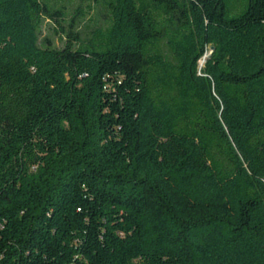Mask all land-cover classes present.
Listing matches in <instances>:
<instances>
[{
  "label": "trees",
  "instance_id": "trees-1",
  "mask_svg": "<svg viewBox=\"0 0 264 264\" xmlns=\"http://www.w3.org/2000/svg\"><path fill=\"white\" fill-rule=\"evenodd\" d=\"M93 2L0 0V264H264V0Z\"/></svg>",
  "mask_w": 264,
  "mask_h": 264
},
{
  "label": "rangeland",
  "instance_id": "rangeland-1",
  "mask_svg": "<svg viewBox=\"0 0 264 264\" xmlns=\"http://www.w3.org/2000/svg\"><path fill=\"white\" fill-rule=\"evenodd\" d=\"M82 0H70V6H76ZM89 2L93 3L91 10L89 13H86V16L79 22V29L82 32L83 36L88 34L89 30L93 29L96 25H102L105 21V11L103 10L100 4L94 3L93 0H85L83 6L88 4ZM68 3V2H67ZM87 10L86 7H84ZM91 18V19H90ZM40 38L45 36L51 38L56 46H61L60 39L54 34L52 27L49 23L44 22L41 29H40ZM205 58L199 61V66H202L204 63Z\"/></svg>",
  "mask_w": 264,
  "mask_h": 264
},
{
  "label": "water",
  "instance_id": "water-1",
  "mask_svg": "<svg viewBox=\"0 0 264 264\" xmlns=\"http://www.w3.org/2000/svg\"><path fill=\"white\" fill-rule=\"evenodd\" d=\"M212 50H213V47L211 46L209 52L206 55H204L202 59H204L206 56H208Z\"/></svg>",
  "mask_w": 264,
  "mask_h": 264
}]
</instances>
